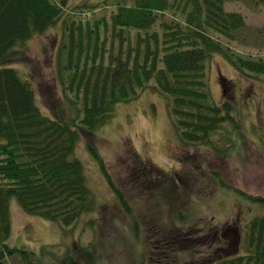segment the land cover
I'll use <instances>...</instances> for the list:
<instances>
[{
  "label": "trees",
  "instance_id": "1",
  "mask_svg": "<svg viewBox=\"0 0 264 264\" xmlns=\"http://www.w3.org/2000/svg\"><path fill=\"white\" fill-rule=\"evenodd\" d=\"M226 1L0 0V264H9L7 258L16 252L22 254L23 264L38 262L31 248L7 242L13 233L12 198L25 213L63 228L95 209L84 166L74 155L81 138L95 134L116 103L145 89L167 96L180 139L193 143H209L224 120L234 122L231 100L217 102L211 95L209 62L220 54L241 78L251 80L264 77V54L243 53L231 46L246 22L241 12L225 8ZM245 1L264 7V0ZM106 7H111L109 13L98 14ZM58 24L54 85L61 104L45 97V112L38 104L39 88L14 64L28 62V41ZM85 146L103 167L94 144L86 141ZM230 188L242 200L264 205V196ZM115 193L131 220L130 203L122 192ZM169 202L160 213L162 220L157 218L152 225L158 230L161 224L166 238L182 235L188 221L183 209ZM164 217L170 222L167 228ZM113 219L110 223L115 224ZM158 239L167 245L162 236ZM153 243L147 250L161 264L163 246ZM140 244L139 263L155 264ZM240 250L222 253L216 264H264V215L249 220ZM67 264L82 263L69 258Z\"/></svg>",
  "mask_w": 264,
  "mask_h": 264
},
{
  "label": "rangeland",
  "instance_id": "2",
  "mask_svg": "<svg viewBox=\"0 0 264 264\" xmlns=\"http://www.w3.org/2000/svg\"><path fill=\"white\" fill-rule=\"evenodd\" d=\"M225 8L241 12L246 22L239 40L231 42V46L243 53L264 54V7L252 6L245 0H227ZM109 9H101L98 14H107ZM60 29L58 24L31 38L26 51L29 61L14 64L39 88L38 104L45 112V97L61 104L56 97L59 88L54 85L55 36ZM263 78H241L224 56H212L208 65L211 95L217 102L231 100L235 106L231 112L234 122L224 120L209 143L180 139L165 95L145 89L131 100L116 103L107 122L98 126L95 134L81 138L74 155L84 166L95 209L63 228L58 222L25 213L12 198L13 233L8 244L26 245L34 250L38 259L35 264H67L69 258L82 264H140L139 242L145 257L155 263L156 259L151 257L155 253L147 250L154 240L155 247L163 246L165 261L161 264H216L222 253H240L247 223L256 215H264V205L242 200L230 188L264 196ZM86 141L96 147L103 167L86 149ZM177 156L182 159L179 164ZM151 162L162 166L167 179L164 186L161 184L162 194L157 190L154 195L164 196L162 201L147 199L143 169ZM167 171L179 178L180 186ZM223 185L228 188H222ZM155 186L159 189L160 185ZM117 190L130 203L131 220L120 208ZM169 200L183 209L188 221L181 228L182 235L172 233L166 238L167 230L161 235V224L158 230L152 225L168 209ZM113 218L117 219L115 224L110 223ZM106 222L108 226L99 227ZM163 223L166 228L170 224L165 217ZM158 236L167 245L160 243ZM7 262L23 264L22 254L16 252Z\"/></svg>",
  "mask_w": 264,
  "mask_h": 264
},
{
  "label": "flooded vegetation",
  "instance_id": "3",
  "mask_svg": "<svg viewBox=\"0 0 264 264\" xmlns=\"http://www.w3.org/2000/svg\"><path fill=\"white\" fill-rule=\"evenodd\" d=\"M177 164L181 163L182 159L177 156ZM145 169H143L144 171V179H145V183L148 189L147 192V199H155V198H161V201L164 199V196H154L156 195V191L158 190V193L161 195L162 194V187L161 184L164 186V181H167V179L164 176V172H163V168L162 166H155L152 162L149 163V165L144 167ZM168 172V171H167ZM165 172V173H167ZM171 177H174V182L179 185V178L174 175L171 174L170 172H168ZM176 176V177H175ZM155 184H159V189H157L155 186ZM209 230L211 231V229L209 228ZM215 233V232H214ZM212 233V234H214Z\"/></svg>",
  "mask_w": 264,
  "mask_h": 264
},
{
  "label": "water",
  "instance_id": "4",
  "mask_svg": "<svg viewBox=\"0 0 264 264\" xmlns=\"http://www.w3.org/2000/svg\"><path fill=\"white\" fill-rule=\"evenodd\" d=\"M238 237V236H237Z\"/></svg>",
  "mask_w": 264,
  "mask_h": 264
}]
</instances>
